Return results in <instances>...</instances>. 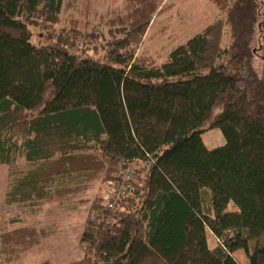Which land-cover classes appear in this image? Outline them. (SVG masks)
Here are the masks:
<instances>
[{"label": "trees", "instance_id": "obj_1", "mask_svg": "<svg viewBox=\"0 0 264 264\" xmlns=\"http://www.w3.org/2000/svg\"><path fill=\"white\" fill-rule=\"evenodd\" d=\"M163 2L108 16L87 0H0L6 202L103 184L68 264H264V0H207L213 22L158 63L139 48ZM217 129L225 143L207 149ZM45 235L2 232L7 263Z\"/></svg>", "mask_w": 264, "mask_h": 264}, {"label": "rangeland", "instance_id": "obj_2", "mask_svg": "<svg viewBox=\"0 0 264 264\" xmlns=\"http://www.w3.org/2000/svg\"><path fill=\"white\" fill-rule=\"evenodd\" d=\"M87 1L93 5L96 13L108 14V16L112 14L125 16L129 7L127 0ZM162 4L166 11L156 17L155 23L150 27L144 38V43L139 48V52L148 54L158 63L164 62L171 47L178 46L190 39L191 36L201 32L218 15L215 6L208 3L207 0H164ZM259 32L262 36L260 42L254 46L257 55L252 65L260 76L264 70L262 61L264 57L262 50L264 28L259 27L255 35H258ZM32 40L34 44L37 43L34 37ZM92 50L88 51V54L94 58L102 54L100 47L94 54ZM218 111V109L215 111L214 116ZM215 134H218L217 137H212ZM211 137L212 141L217 143L218 139L222 141L218 147L225 143L218 129L211 130L201 137L204 145L208 142L207 148H213L208 141ZM103 188V184L94 181L88 184L84 190L69 198L50 200L39 205L31 203L8 204L6 202L8 189L6 168L0 166V236L2 232H11L17 227L23 226L41 228L46 234L37 248L27 251L14 264H68L81 259L82 252L79 249V242L90 206L89 201ZM227 209L229 211L236 210L233 204H229ZM207 242L210 247L215 246L212 235L208 232ZM3 251L4 246L0 243V264H13L7 263ZM234 255L239 264H244L245 255L242 252H237Z\"/></svg>", "mask_w": 264, "mask_h": 264}, {"label": "crops", "instance_id": "obj_3", "mask_svg": "<svg viewBox=\"0 0 264 264\" xmlns=\"http://www.w3.org/2000/svg\"><path fill=\"white\" fill-rule=\"evenodd\" d=\"M217 135H218V134H217ZM217 135L215 134V135H213L212 137L215 138V136L217 137ZM212 137H211L208 141L210 142V145H211L213 148H207V147H208V145H207L208 142H206L205 147H206L207 149H215V148H218V144L222 142L220 139H218V140H219L218 143H217L216 141H212ZM218 138H219V136H218ZM212 239H213V237H212Z\"/></svg>", "mask_w": 264, "mask_h": 264}]
</instances>
